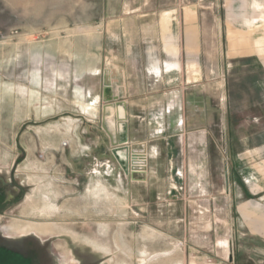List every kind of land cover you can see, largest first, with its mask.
<instances>
[{"label":"rangeland","instance_id":"1","mask_svg":"<svg viewBox=\"0 0 264 264\" xmlns=\"http://www.w3.org/2000/svg\"><path fill=\"white\" fill-rule=\"evenodd\" d=\"M150 5L0 0V165L21 159L20 171L37 187L22 213L46 215L44 230L60 236L55 252L61 259L70 241L108 264H179L181 259L208 264L205 256L219 264L223 257L228 261V239L237 249L239 231L249 229L240 225L238 196L221 192V146H208L211 169L205 163V170L201 165L191 174L185 170L187 192L179 198L164 193L180 184L167 179L163 168L154 166L149 177L134 176L145 182L130 176L147 171L145 147L153 155L164 154L162 141L149 132L165 131V118L178 100L171 96L159 107V47L174 39L152 31L157 19L133 14ZM170 20L161 19V25L169 26ZM210 84L206 89L218 108L222 88ZM114 96L129 107L133 131L126 144L113 143ZM210 132L221 142L220 129ZM184 148L199 162L206 155L203 145ZM191 186L197 188L193 193ZM166 251L171 256L149 258ZM197 255L202 262L192 260Z\"/></svg>","mask_w":264,"mask_h":264},{"label":"crops","instance_id":"2","mask_svg":"<svg viewBox=\"0 0 264 264\" xmlns=\"http://www.w3.org/2000/svg\"><path fill=\"white\" fill-rule=\"evenodd\" d=\"M139 1L144 6L151 5L143 11L134 9L133 14L157 19L152 31L173 35L174 39L159 47L163 53L162 62L155 68L162 84L159 107L171 96L178 100L172 114L165 118V131L149 132L150 137L162 141L164 154L153 155L145 147L144 151L149 153L147 171L130 176L135 182H145L134 176L149 177L154 174V166L163 168L167 179L180 184L167 186L164 193L177 197L187 192L185 170L191 174L200 165L205 170L204 164L208 167L212 162L208 146H221L224 168L221 192L230 198L233 194L238 196L241 216L238 220L249 229L239 231L237 249L228 239V261L223 257L219 264H264V0ZM168 18L170 25H161V19ZM210 83L222 88L223 103L218 108L213 94L206 89ZM118 98L114 96L113 143L126 144L133 129L127 117L129 107L118 102ZM217 114L220 118L216 122ZM181 119L183 125H179ZM216 128L222 133L221 142L211 137L210 131ZM194 144L206 147L203 150L206 155L200 162L185 153L184 147ZM204 188L209 192L208 185ZM189 190L193 193L197 188L191 186ZM171 254L172 251L153 253L149 258ZM203 258L197 255L192 260L200 263ZM205 258L215 263V259ZM178 263L188 264L183 259Z\"/></svg>","mask_w":264,"mask_h":264},{"label":"flooded vegetation","instance_id":"3","mask_svg":"<svg viewBox=\"0 0 264 264\" xmlns=\"http://www.w3.org/2000/svg\"><path fill=\"white\" fill-rule=\"evenodd\" d=\"M20 163L18 159L10 166L0 165V264H108L69 240L67 257L56 255L55 238L60 236L44 230L49 224L46 215L22 213L37 187L20 171Z\"/></svg>","mask_w":264,"mask_h":264},{"label":"built area","instance_id":"4","mask_svg":"<svg viewBox=\"0 0 264 264\" xmlns=\"http://www.w3.org/2000/svg\"><path fill=\"white\" fill-rule=\"evenodd\" d=\"M134 152H132L131 157H130V168H133L134 164H133V159H134ZM133 171V170H132Z\"/></svg>","mask_w":264,"mask_h":264}]
</instances>
